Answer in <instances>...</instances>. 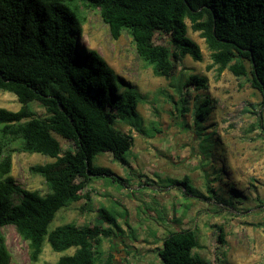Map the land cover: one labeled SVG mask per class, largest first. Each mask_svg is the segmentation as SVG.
I'll list each match as a JSON object with an SVG mask.
<instances>
[{
  "label": "trees",
  "instance_id": "1",
  "mask_svg": "<svg viewBox=\"0 0 264 264\" xmlns=\"http://www.w3.org/2000/svg\"><path fill=\"white\" fill-rule=\"evenodd\" d=\"M87 10L98 11L113 39L129 34L139 58L165 78H172L176 62L185 56L202 60L199 45L187 35L189 21L210 52L207 68L215 67L216 76L228 69L264 96V0H0V91L13 93L20 103L15 111L0 107V228H15L27 243L31 263L47 242L55 252L74 248L55 264H113L102 249V238L112 228L66 222L49 229L59 209L84 197L81 190L93 177L113 175L110 168L93 164L95 155L111 152L127 163L134 137L119 125H127L120 116L137 115L142 99L128 83L119 92L116 72L97 50L78 43ZM188 86L207 90L208 79L190 72L173 83L180 121L188 111L183 92ZM32 102H39L45 114L38 115ZM211 110L206 96L194 110L193 124ZM55 134L74 149L62 150ZM14 152L51 159L29 167L44 179L46 193L15 182ZM180 182L185 191L191 187L187 176ZM97 214L115 223L106 210L99 208ZM198 244L195 230H176L162 239L156 254L161 264H208L192 252ZM10 259L0 233V264Z\"/></svg>",
  "mask_w": 264,
  "mask_h": 264
},
{
  "label": "rangeland",
  "instance_id": "2",
  "mask_svg": "<svg viewBox=\"0 0 264 264\" xmlns=\"http://www.w3.org/2000/svg\"><path fill=\"white\" fill-rule=\"evenodd\" d=\"M187 26V35L199 45L202 60L185 56L176 62L172 78L157 77L137 55L129 34L122 32L118 39H113L98 11H86L78 43L83 49L97 50L116 72L117 89L121 85L119 92L127 89L128 83L131 90L141 95L137 115L123 117L121 112L120 117L127 125L121 124L122 121L119 125L132 131L134 142L146 148L152 161L145 164L149 174L139 177L141 168L130 173L125 167L122 172L124 165L107 160V153L95 155L93 164L109 167L113 172L99 176L95 185L106 200L101 203L102 209L115 218V223L99 220L93 211L80 213L81 204L77 201L59 209L49 229L70 220L77 223L83 217L87 224L99 222L112 228L111 235L102 238L103 258L112 256L118 247L132 255L127 264H161L154 251V245L161 244L163 239L157 234V224L168 226L169 207L178 214L177 221L199 207L198 216L190 224L199 240L192 250L194 254L208 264H222L223 260L229 264H264V96L245 78H237L228 69L220 76H216L215 67L208 69L211 58L204 39L191 29L189 21ZM190 72L206 76L208 89L193 86L184 89L188 111L180 121L176 114L179 94L173 83L184 80ZM206 96L212 110L193 124L194 110ZM0 107L15 111L20 103L13 93L0 91ZM32 107L38 115L45 114L39 102H32ZM55 137L62 150L74 149L71 141L58 134ZM125 156L128 160L130 157L142 160V154L133 146ZM50 160L39 153L14 152L11 175L22 188L44 194L47 192L44 179L29 167ZM184 174L195 186H203L204 193L188 185L187 191L181 190L178 183ZM168 197L170 202L166 201ZM125 199L133 200L130 212L128 205L124 207ZM13 201H17L16 196ZM92 202L88 204L89 210H94ZM165 228V236L174 231ZM220 230L222 241L218 239ZM0 233L11 254L10 264H55L60 255L74 251L70 248L55 252L45 242L39 260L31 263L27 243L12 225L0 228ZM112 261L118 264L117 260Z\"/></svg>",
  "mask_w": 264,
  "mask_h": 264
},
{
  "label": "crops",
  "instance_id": "3",
  "mask_svg": "<svg viewBox=\"0 0 264 264\" xmlns=\"http://www.w3.org/2000/svg\"><path fill=\"white\" fill-rule=\"evenodd\" d=\"M133 147H134L135 151H137L140 154H142V160L140 158H134V157H130L129 160L126 158L127 159V163L126 164H122V165H124V168H122V172L126 169L125 167H127L129 169L130 173H134L136 168H141L140 173H138L139 177L147 176L149 174V172H148V169L145 168V164H147L148 162L152 161V157H151L152 155L147 153L146 148L142 147L141 144H136L135 142H133ZM104 153H107V157H106L107 160H109V161L112 160V159L115 160L113 155L111 154V152H104ZM100 166H102V165H100ZM104 167H106V166H104ZM185 176H187L189 178V185L192 188L196 187L195 189H200L201 193H204L203 188H202L203 186H201V187L200 186L199 187L195 186L193 181H192V179L188 175L184 174L182 177H180V180H182ZM121 180L123 181L122 178H121ZM98 183H99V176L98 177H93L85 185V187L81 190V193L84 194V197H82V199L79 200V203L81 204V207L83 205H85V207H84L85 209L83 210L80 207V213H82L83 211L86 212V213L89 212V211H93L95 214H97L98 209L102 208L101 203H103V202L105 203L106 202L105 198H103V194L100 193L99 189L95 185V184H98ZM178 184H180V183H178ZM179 186H180L181 190L185 191L184 186L182 184H180ZM95 197H96V199H93ZM164 197H166V196H164ZM166 199H167L166 200L167 202H170L169 197L166 198ZM93 200H94V204H92V205H94V210H91V209L89 210L88 204L89 203L90 204L93 203L92 202ZM161 200H164L163 197H161ZM132 201L131 200L128 201V200L125 199L124 202H123L124 207H127V205H128L129 212H130L131 209H133V206H134V203ZM69 206H71V205H69ZM198 210H199V207L193 208L191 210V212L188 215H186L184 220L180 216L179 220L177 221L176 217H178V214L176 213L175 209L171 210V208L169 207V210H168V213H169L168 216L169 217H167V222H168L167 225L168 226H164L162 224H157V227L159 229L157 231V234L159 236H161V238H164V236L166 234V233H164V229H166L165 227L170 228L169 230H174V231L181 230V229H188V228L192 229V225H190V224H191V222H193L194 216H198ZM170 215H171V217H170ZM132 219L135 220V216H133ZM173 220H176V221H173ZM67 222H72V221L70 220V221H67ZM95 223H97V222H95ZM76 224L79 225V226H82V225H86L87 222L82 217ZM92 224H94V223H92ZM163 234H164V236H163ZM160 245L161 244L154 245V248H155L154 251L155 252H156V247H159ZM151 250H153V248H151ZM130 257H132V255L128 251H126L125 249H120L118 247H116L115 250H114V253H112V260H117L118 264H127L126 262H127V260ZM112 262H113V264H116L114 261H112Z\"/></svg>",
  "mask_w": 264,
  "mask_h": 264
}]
</instances>
